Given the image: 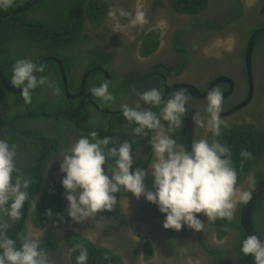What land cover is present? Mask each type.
<instances>
[{"label": "flooded vegetation", "instance_id": "af4514ba", "mask_svg": "<svg viewBox=\"0 0 264 264\" xmlns=\"http://www.w3.org/2000/svg\"><path fill=\"white\" fill-rule=\"evenodd\" d=\"M105 4L101 21L96 26L92 23L97 24V19L91 20L86 11L82 12V41L59 50L61 54L72 52L75 55L67 69L75 81L79 80V88L68 92H80L81 80L89 72L84 93L68 98L64 88L63 94L60 89L54 94L47 85L38 87L39 98L42 94L48 97V101L66 98L68 106L65 111L59 112L67 115L65 122L57 123L51 112L37 111L35 114L39 119L18 116L17 110H22L27 104L21 100L14 101L7 94L0 100V138L15 145L19 153L18 172L14 175H22L30 182H40L38 191L32 187L27 190L29 196H33L21 209V218L7 222L6 234L17 241V246L25 236L39 237L50 264H76L73 249L81 244L79 240L70 242L73 235L106 250L94 254L97 264H106L110 257L108 252L114 254L115 261L118 258L121 264H186L195 257L200 258L202 264H249V260L239 252L240 244L235 243L238 233L233 225L245 201L237 200L230 218L233 224H228L219 236L218 219L209 221L202 214H197L204 222L200 232L188 227L179 231L165 229L162 227L164 216L155 204L143 197L135 199L130 192L123 191L116 194L118 203L111 211L97 213V217L91 220L74 222L66 214L67 201L63 189L60 211L53 208L50 213L53 220L49 219L42 226L35 225L33 216L42 205L44 193L63 174L59 170V155L83 135L78 122L75 121V125L72 123L75 117H84L79 112L81 108L92 110L93 117L88 121L95 130L103 132L102 137L112 136L117 144L127 140L133 152V167L145 169L153 159L148 137L133 134L135 124L123 117L119 105L134 104L139 92L147 88L162 89L165 98L180 90L189 97V111L182 118V126L171 132L177 142L184 143L188 150L192 140L208 139L211 135L206 126L195 124L193 115L196 114L197 119L206 117L204 97L213 88L223 94L222 126L231 128L252 123L264 130V36L258 41L254 39L250 77L244 59L250 35L264 27V0H208L207 5L196 13L176 10L171 0H106ZM138 7L147 17V23L143 25L132 26L129 24L130 16H120L117 12L123 8L134 13ZM110 11L117 12V15L110 16ZM261 33L264 32L256 35ZM152 35H157L154 50H151ZM211 46L218 54L210 58L202 57L200 52L204 53V49ZM32 49L39 51L35 47ZM51 57L61 60L57 56ZM187 75L191 79H187ZM49 81L56 84L54 79L49 78ZM105 81L109 82V91L114 93L116 89L119 92L110 105L91 93L93 87ZM88 92L91 100L87 97ZM37 104L38 100L32 98L31 105L37 107ZM70 110L74 113L69 114ZM153 110L159 112V107ZM162 123L166 131L167 124ZM39 167H42V172ZM262 167L264 154L255 168L237 179L238 190L249 192L254 185L253 174ZM249 177H252L251 181ZM145 185L151 189L150 175L145 177ZM122 201L129 204L130 213L125 211ZM254 223V226L251 223L254 230L264 237V207L255 215ZM136 231L140 239L133 237Z\"/></svg>", "mask_w": 264, "mask_h": 264}, {"label": "clouds", "instance_id": "9594fccd", "mask_svg": "<svg viewBox=\"0 0 264 264\" xmlns=\"http://www.w3.org/2000/svg\"><path fill=\"white\" fill-rule=\"evenodd\" d=\"M11 4L12 0H0V8ZM117 12L120 16H130L132 26L147 23L146 14L139 7L134 13L123 8ZM117 12L110 11L109 15L115 17ZM43 71V65H37L28 57L14 62L11 85L20 88L25 104L32 102V92L39 86L47 85L54 94L60 91L47 76L37 77L36 73ZM109 86L105 81L93 87L91 93L111 104L114 96ZM204 99L206 117L197 119L194 114L193 120L196 125L206 126L212 139H194L190 150L171 135L174 128L182 126V118L189 111V97L183 90L165 98L162 89L151 87L139 92L134 104L119 105L123 117L135 124L133 134L148 137L153 159L147 169L133 167V152L127 140L117 144L114 137L100 138L97 131L78 136L59 155L67 216L78 223L91 220L97 213L111 211L118 203L116 194L123 191L155 204L164 216L162 227L165 229L179 231L188 227L200 232L204 222L197 214L209 221L230 219L237 200L247 201L249 193L237 188V170L232 166L231 149L215 139L223 123L220 119L223 94L213 88ZM156 107L159 112L153 110ZM162 121L167 124L166 131ZM240 156L251 158V153L242 149ZM18 157L16 146L0 138V264H50L39 237L25 236L17 246V241L5 232L8 221L21 218V209L29 198L30 180L14 175L18 172ZM149 175L151 189L145 185V177ZM76 248L79 249L76 264H86L87 248L75 245L73 250ZM239 251L241 256L251 255L253 264H264V238L248 234L240 242Z\"/></svg>", "mask_w": 264, "mask_h": 264}, {"label": "trees", "instance_id": "16d2710c", "mask_svg": "<svg viewBox=\"0 0 264 264\" xmlns=\"http://www.w3.org/2000/svg\"><path fill=\"white\" fill-rule=\"evenodd\" d=\"M32 1L33 0H12V4L9 7L0 8V70L11 84V69L18 58L28 57L37 63L39 62L38 60L44 56H57L61 59L62 65L66 71L68 90L75 91L79 88V80L75 81L74 77L68 73L67 69L70 60H72L75 55L72 52L61 54L59 50L72 47L77 42L82 41L83 36L81 34V27L83 18L80 16L82 12L86 11L87 17L91 20L97 19V24L91 22L93 26L100 23L102 11L106 8V0H88L87 2H84L85 0H37L34 5L26 8ZM207 2L208 0H171L176 10L187 13L198 12L207 5ZM263 36L264 33H261L256 35L254 39L258 41ZM156 44L157 35H152L151 50H154ZM33 47L38 48L39 51L36 52L32 49ZM102 57H105L104 54H102ZM55 63L56 62L52 60L44 61L41 63L44 67V71L36 73V75L37 77L44 75L47 76L48 79H54L56 81L54 86H57L63 94L60 72ZM87 84L89 87L90 81H88ZM38 90V87L33 90V92H35L32 97L38 100L37 107L34 106L36 107L34 108L31 103L27 104L22 110H17L16 113L19 114L18 116L39 119L37 117L38 114H35L37 111H41L42 113L51 112L52 117L57 123L65 122L67 115L59 112L66 110V106H68L66 98L63 97L56 102L55 98L48 101V97L43 96V94L42 98L38 97ZM6 94L11 96L14 101L21 100L22 103L24 102L20 93L10 94L0 85V100ZM113 96L114 99L119 96V92L117 93L116 89L114 90ZM51 106H55V108ZM40 107L41 110L39 109ZM74 108L78 109V107ZM79 112L84 114V117H75L72 123L74 124L75 121L78 122V126L82 127L81 130L83 135H88L91 131H97L98 136L102 138L103 132L95 130L88 121L89 118L93 117L92 110L88 107H84L79 109ZM73 113L72 110L69 111V114ZM211 139L212 135H210L208 140L211 141ZM215 139H218L231 149L232 166L237 170V179L242 177L243 174L247 175L249 170L251 171V169L255 168L260 157L264 154V130L257 128L252 123H242L231 128L221 126V133ZM49 141L53 142L52 139H49ZM242 149H246L250 152L251 158H241L240 152ZM43 161L41 162L42 164ZM262 168L263 169H259L253 174L254 185L252 187L264 180V167ZM39 171L42 172V167H39ZM62 176L63 174L61 177ZM60 181L61 179L44 193L41 199L42 205L33 216V221L36 226L44 225L49 219L50 221L53 220V218H50V216H53L50 214L53 208L59 209L58 212L60 211L63 190ZM31 187L38 191L40 182L38 180L30 182L27 190H30ZM251 190L252 189H250V191ZM32 196L33 194H31L29 198ZM263 207L264 191L257 196L251 210V223L253 226L255 224V215ZM228 224H233V220L229 218L218 219L217 230H220L219 236H222ZM233 225L237 228V242L235 243L239 246L240 242L246 237V234L239 225L238 217ZM78 240L80 244L88 250L86 264H97L94 259V254L103 252L104 249L94 247V245L87 240L81 238L77 239L74 235L70 242L74 243ZM74 251V261L76 262L75 258L78 255L79 249L76 248ZM107 256L110 257L107 259L106 264H115L116 261H118V264H121L118 258L115 261L114 254L108 252ZM244 258L249 260V264H253L251 255L244 256Z\"/></svg>", "mask_w": 264, "mask_h": 264}, {"label": "water", "instance_id": "95a60500", "mask_svg": "<svg viewBox=\"0 0 264 264\" xmlns=\"http://www.w3.org/2000/svg\"><path fill=\"white\" fill-rule=\"evenodd\" d=\"M36 1L37 0H33L28 6H26V8H29L32 5H34L36 3ZM259 32H264V27L252 32V34L250 35V37L247 41V44H246L244 59H245L247 74L249 77L251 75L250 64H251V56H252V52H253V47H254V38H255V35ZM46 60H52V61H55L57 63L59 70H60L62 85H63L64 91H65V94L68 98L79 97L80 95H82L84 93L85 79H86L89 72H86L84 74L82 80H81V91L76 93V94H71L70 92H68L67 78H66L65 70H64V67L62 65L61 60H59L56 57L50 56V57H45V58L41 59L36 64L41 65V63H43ZM0 84L4 89H6L9 92H12V93H19L20 92V88L14 87V86L9 84V82L5 79V77L1 71H0ZM87 97L89 98V100H91L89 92L87 93ZM263 191H264V180L261 181L258 185H256L252 189V191L249 194L248 200L245 201L241 207L240 214H239V224H240V227L242 228V230L244 231V233L246 235L254 233L258 237L264 238L263 236H261L258 232H256L254 230V228L251 225V221H250V213H251L253 204L255 203L257 196Z\"/></svg>", "mask_w": 264, "mask_h": 264}, {"label": "rangeland", "instance_id": "374dc122", "mask_svg": "<svg viewBox=\"0 0 264 264\" xmlns=\"http://www.w3.org/2000/svg\"><path fill=\"white\" fill-rule=\"evenodd\" d=\"M161 24V23H160ZM159 24V25H160ZM229 39V36H227V40ZM231 40V39H230ZM222 41V40H221ZM224 41H226V38L224 39ZM232 41V40H231ZM200 54H201V56L202 57H204L205 56V58H210V57H215L217 54H218V52H217V50L213 47V46H211V47H206L205 49H204V53L203 52H200ZM199 54V55H200ZM187 79H191V77L190 76H188L187 75ZM243 178V177H242ZM237 188L239 189V187L237 186ZM135 199H137V198H135ZM135 199H133V201H135ZM122 203H123V205L125 206L124 208H125V211L127 212V213H130L131 212V209H129V204H126V203H124V201H122ZM130 207H131V204H130ZM66 214H67V210H66ZM130 219V218H129ZM128 219V220H129ZM128 226H129V224H128ZM133 226V225H132ZM134 227V226H133ZM134 238H139L140 237V234H138V231H136V234H134V236H133ZM140 239V238H139ZM213 240H215L216 241V243H217V240L216 239H213ZM145 261V260H144ZM201 262V259L200 258H194V259H191V260H188L187 261V263L186 264H202V263H200Z\"/></svg>", "mask_w": 264, "mask_h": 264}, {"label": "bare ground", "instance_id": "6f19581e", "mask_svg": "<svg viewBox=\"0 0 264 264\" xmlns=\"http://www.w3.org/2000/svg\"><path fill=\"white\" fill-rule=\"evenodd\" d=\"M240 12H241V11H240ZM245 15H246V14H245ZM252 188H253V187H252ZM252 188H251V189H252ZM238 219H239V218H238Z\"/></svg>", "mask_w": 264, "mask_h": 264}]
</instances>
